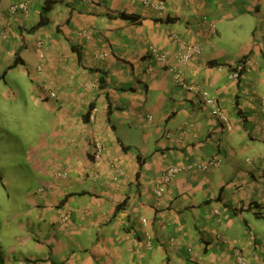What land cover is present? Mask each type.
I'll use <instances>...</instances> for the list:
<instances>
[{"label": "crops", "instance_id": "obj_1", "mask_svg": "<svg viewBox=\"0 0 264 264\" xmlns=\"http://www.w3.org/2000/svg\"><path fill=\"white\" fill-rule=\"evenodd\" d=\"M46 2L0 0V113L38 127L0 264H264V0H62L34 30Z\"/></svg>", "mask_w": 264, "mask_h": 264}, {"label": "rangeland", "instance_id": "obj_2", "mask_svg": "<svg viewBox=\"0 0 264 264\" xmlns=\"http://www.w3.org/2000/svg\"><path fill=\"white\" fill-rule=\"evenodd\" d=\"M0 96V106L2 104ZM26 116V117H25ZM18 121L12 118L10 109H2L0 113V214L1 209H14L26 194L27 184L33 183L36 179L32 171L27 168L26 151L24 145L35 140L37 126L32 125L31 115L23 114ZM18 117V118H19ZM21 127L23 131L15 130ZM34 131V132H33ZM34 136V138H33ZM2 217L0 215V226L2 225ZM20 235V234H18Z\"/></svg>", "mask_w": 264, "mask_h": 264}, {"label": "built area", "instance_id": "obj_3", "mask_svg": "<svg viewBox=\"0 0 264 264\" xmlns=\"http://www.w3.org/2000/svg\"><path fill=\"white\" fill-rule=\"evenodd\" d=\"M82 1L88 2V3H97L101 0H82ZM156 7L158 9H163L162 4H158ZM18 10H26V4L24 2H22L19 4L13 5L10 8V11L12 13L17 12ZM201 53H202V50L200 48H198L197 46H193L191 44L182 42L180 44V52H179L178 56L176 57L174 64H172L171 66L169 65L170 61H169V58L167 56L159 57V61H162L165 64L168 63V65H169L168 71L173 76L174 81L180 86H185L184 76H183V73L180 70L179 66L188 64L190 61L193 60V58L201 55ZM249 65H250V63L247 61L243 62V63L240 62L238 64L237 63L234 64L235 72H233V77L239 78L240 72L242 70L246 69ZM186 87L190 92H192L196 96H201L202 107L209 108V110L211 111V114L214 115L215 117H218L226 125V127L229 131L232 129L231 124L227 118V115L219 108L218 102L214 98L208 97L207 92H205L203 89H201L200 87H197L195 85H188ZM53 96H54V94H53ZM95 150H96L95 156L98 160L100 158V154L102 152V146L100 143H96ZM210 166L216 167V168L219 167L220 166L219 161H216L215 163H210L209 165H201V168L207 169ZM178 171H179V168L176 166L168 167L166 174L164 176V179H163V184L165 186L170 184L174 180ZM162 193H163V190L159 189L158 194L161 195ZM67 219L68 218H66V220ZM144 222H146V221H144Z\"/></svg>", "mask_w": 264, "mask_h": 264}, {"label": "trees", "instance_id": "obj_4", "mask_svg": "<svg viewBox=\"0 0 264 264\" xmlns=\"http://www.w3.org/2000/svg\"><path fill=\"white\" fill-rule=\"evenodd\" d=\"M60 3H62V0H47V2L45 3V6H44V8H43V10L41 12L40 22L34 28V30L43 28V27L47 26L50 23L49 15L53 11V9ZM123 17L128 19L127 16H123ZM1 79H2V77H1Z\"/></svg>", "mask_w": 264, "mask_h": 264}]
</instances>
